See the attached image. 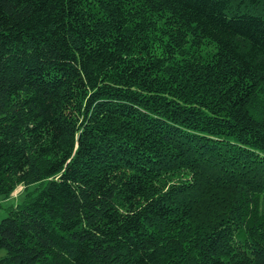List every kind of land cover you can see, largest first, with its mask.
Instances as JSON below:
<instances>
[{
  "label": "trees",
  "instance_id": "1",
  "mask_svg": "<svg viewBox=\"0 0 264 264\" xmlns=\"http://www.w3.org/2000/svg\"><path fill=\"white\" fill-rule=\"evenodd\" d=\"M19 185L0 264H264V0H0Z\"/></svg>",
  "mask_w": 264,
  "mask_h": 264
},
{
  "label": "rangeland",
  "instance_id": "2",
  "mask_svg": "<svg viewBox=\"0 0 264 264\" xmlns=\"http://www.w3.org/2000/svg\"><path fill=\"white\" fill-rule=\"evenodd\" d=\"M24 198L25 189L23 185H19L9 197L0 195V221L7 214V210L10 206L22 203ZM4 254L5 250H0V257Z\"/></svg>",
  "mask_w": 264,
  "mask_h": 264
}]
</instances>
